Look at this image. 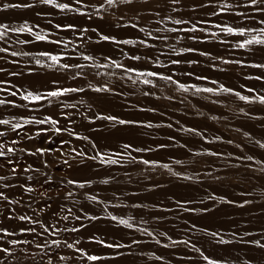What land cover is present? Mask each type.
Masks as SVG:
<instances>
[{
    "label": "rangeland",
    "instance_id": "rangeland-1",
    "mask_svg": "<svg viewBox=\"0 0 264 264\" xmlns=\"http://www.w3.org/2000/svg\"><path fill=\"white\" fill-rule=\"evenodd\" d=\"M4 3L31 7L3 9ZM257 7L264 8V0H0V24L31 29H0V49H7L0 51V120L9 121L0 124V192L7 197H0V229L11 233L0 232V246L12 252L0 253V259L206 264L190 245L172 243L187 240L220 264H264V249L247 243H264V67L254 66L264 65V45L239 47L264 39V12ZM225 25L245 31L226 33ZM148 72L158 75H141ZM167 76L172 80L161 78ZM57 88L83 91L23 98ZM47 117L58 123L36 122ZM97 151L118 163L88 158ZM69 179L91 183L80 188ZM208 232L230 243L219 244ZM96 239L127 247L108 248ZM87 255L101 259L89 261Z\"/></svg>",
    "mask_w": 264,
    "mask_h": 264
},
{
    "label": "snow or ice",
    "instance_id": "snow-or-ice-1",
    "mask_svg": "<svg viewBox=\"0 0 264 264\" xmlns=\"http://www.w3.org/2000/svg\"><path fill=\"white\" fill-rule=\"evenodd\" d=\"M41 3H44V4H51L53 3V0H40ZM116 2V0H106V3L108 5H112ZM130 2V0H129ZM173 2H176V0H173ZM250 3L251 5H257L258 3V0H250ZM18 7H31V5H21V4H14V3H4L2 8L3 9H10V8H18ZM60 8H68L69 5L67 4H61L59 5ZM101 7H103V5H101ZM257 11H261V12H264V8H260V7H257ZM177 23H179V21H177ZM262 23H264V21H262ZM59 27V25H58ZM67 27L71 28L72 25H68ZM0 29H4L5 32L7 31H31V29L27 28L26 26L25 27H21L19 29H15V28H9L8 25L6 24H0ZM222 30L226 33H233V32H239L240 34H243L244 33V29L243 28H240V29H235L233 27H230V26H223L222 27ZM4 33H0V36H2ZM215 35V34H213ZM38 40H43L44 37L43 36H37L36 37ZM100 39L101 40H114L115 38L114 37H110L108 35H101L100 36ZM123 43H131V41H123ZM143 43V42H142ZM252 44H262L264 45V39H259V38H253V39H250V40H245L243 43L239 44V47L243 48L247 45H252ZM0 51H7V49H0ZM184 51H194V49H184ZM202 55H207V53H201ZM12 55H16V53H12ZM42 55H45V56H48L49 54L48 53H43ZM51 60L53 61V63H58V60L59 58L57 56H51L50 57ZM85 60H88V59H91V57L89 56H85L83 57ZM135 59H139V57H134ZM37 63H40V61H37ZM115 63V62H113ZM173 63H178V61H173ZM52 65H49V67H51ZM117 67H122L121 65L117 64L116 65ZM256 67H264V65H254ZM62 67L64 68H68L70 67L68 64H64L62 65ZM75 67H82L81 65H75ZM128 71H132V69H128ZM141 75H148V76H157L158 74L156 72H148V73H141ZM163 79H166V80H172V78L170 76H167V77H161ZM198 79H205L204 77H198ZM143 83L145 84H148L150 83L149 80H144ZM173 83H176L175 81H173ZM213 83H216L215 81H213ZM179 87L181 89H184L185 91H187V88L185 85L183 84H180ZM195 87V86H193ZM101 89H97V91H100ZM220 90L221 91H224V92H230L231 89L229 88H225L223 85L220 86ZM76 91H83V89H75V88H63V89H60V88H57L56 90L54 91H49L47 92L46 94H36L34 95L33 93L29 92L26 96H24L23 98L25 100H42V99H47L48 97H59L65 93H69V92H76ZM197 92L199 91H205V92H209V93H212V92H215L216 90L213 89V88H204V89H199L197 88L196 89ZM13 95H15V93H13ZM237 96H239V98L241 100H248V97H245V96H241L239 93H236ZM260 101L262 103H264V96H261L260 98ZM0 103H4V101H0ZM97 119H106V120H109V121H115L121 125H124V124H132V123H135L134 121H126V120H123V119H118L117 117L115 116H98ZM30 121H25V123H29ZM37 123H45V122H50L51 124L55 125L57 124L58 122L56 120H53L51 119L50 117H47L45 118L44 121H36ZM9 121L7 120H0V124H8ZM148 126H151V125H148ZM12 127L15 129V128H19L21 127L20 124H14L12 125ZM56 131L59 132L61 131L60 128H56ZM189 131H195L194 129H189ZM4 135V133L0 132V136ZM245 135H247V133H245ZM85 139H87V137H85ZM259 143V142H258ZM0 147H3V145H0ZM260 147L264 148V144H260ZM93 148H96V145L93 144ZM123 148L124 149H129L131 148V145L129 144H125L123 145ZM8 152H13L14 149L13 148H8L7 149ZM45 150L43 149H37V152L38 153H43ZM137 151H139V149H137ZM5 153L0 151V156H4ZM77 155H80V156H83L84 153L83 152H78ZM116 155H119V153H116ZM89 159H92V160H95L97 158L100 159V163L102 164H109V165H112V164H117L118 163V160H115V159H112L110 156L105 159L104 158V154L97 151L96 155L95 156H91V157H88ZM135 159V158H133ZM249 160L252 159V157H248ZM65 164L68 163L67 160L64 161ZM144 164H149L150 161L148 160H144L143 161ZM177 163H180V161H177ZM163 167L165 168H168L169 166L167 164L165 165H162ZM170 170V169H169ZM13 171H15V169H13ZM173 175H178L176 173H173ZM185 179H191V177H184ZM4 177H0V180H3ZM50 179V178H49ZM102 183H108V180H104V181H101ZM67 183L69 185H77L78 187L80 188H84L86 185L90 184L91 181H84V182H78L76 180H73V179H69L67 181ZM31 191V189H29ZM69 196L72 195V193H68ZM0 197H3L4 199H7V197L4 196V193L3 192H0ZM90 200L92 201H97V197L96 196H90L89 197ZM220 199H223L222 197ZM179 203V202H178ZM185 210H188V209H185ZM205 211H207V209H204ZM109 217L113 220V221H117L119 224L121 225H124L128 228H132L133 227V224L129 222V220H126V219H122V218H118L117 216L115 215H112L111 213L108 214ZM19 219L21 220H28L30 219L29 217H26V216H21L19 217ZM64 219H67V217H64ZM76 219H80V217H76ZM92 219H96V217H92ZM83 226V225H82ZM195 227V226H193ZM24 231H34V229H24V228H21V232H24ZM45 231H48L47 228H45ZM71 231L73 232H76V231H79V229L77 228H72ZM144 231H147L146 229ZM0 232H5V234L7 235H11V233H7V231L5 229H0ZM208 235H210L211 237L213 238H216V242L219 243V244H227V243H230V241H227V240H224L223 239V236L221 235V233H218V232H208L207 233ZM148 235H152V233H148ZM161 235H166V233H161ZM235 235V234H233ZM0 239H2V237H0ZM169 239H171L169 237ZM96 242L97 243H100L102 244L103 246L105 247H108V248H121V247H127V245H122V244H119V243H105L103 240H100V239H96ZM157 243H159L160 241L157 240L156 241ZM9 244H18V243H27V241H24V242H21V241H16V240H11V241H8ZM53 244H56L58 245L60 243V241H57V240H54L52 241ZM76 243H79V241H77ZM133 243L134 244H137L139 243V241L137 240H133ZM173 244H177V243H184L185 245H190L191 248H193L196 252H198L201 256V258L206 262V264H220V262L216 259H213V258H210L208 255H205L204 252L200 249V248H197L196 245L194 243H190V241H172ZM247 243H251V244H254L255 246H258L262 249H264V243H261L260 240H255V241H247ZM39 247V246H38ZM67 247L69 248H73L74 245L73 244H68ZM165 247H167V245H165ZM77 251H82L80 249H77ZM0 253H4L6 255H12V252L9 248L7 247H2L0 246ZM87 259L89 261H96V260H99L101 259V257H98L96 255H87ZM0 264H7V262L3 259H0ZM49 264H51V261H49Z\"/></svg>",
    "mask_w": 264,
    "mask_h": 264
},
{
    "label": "bare ground",
    "instance_id": "bare-ground-1",
    "mask_svg": "<svg viewBox=\"0 0 264 264\" xmlns=\"http://www.w3.org/2000/svg\"><path fill=\"white\" fill-rule=\"evenodd\" d=\"M28 53V52H27ZM24 54V53H23ZM34 54V53H33ZM30 57V56H29ZM32 59V58H31ZM124 68V67H123ZM104 76V75H103ZM212 109V108H211ZM181 137V136H180ZM203 217V216H202ZM209 220V219H208Z\"/></svg>",
    "mask_w": 264,
    "mask_h": 264
}]
</instances>
